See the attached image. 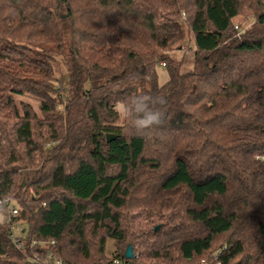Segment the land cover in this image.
<instances>
[{
    "label": "trees",
    "instance_id": "obj_1",
    "mask_svg": "<svg viewBox=\"0 0 264 264\" xmlns=\"http://www.w3.org/2000/svg\"><path fill=\"white\" fill-rule=\"evenodd\" d=\"M137 93L166 99L150 137ZM263 154L264 0H0V264H264Z\"/></svg>",
    "mask_w": 264,
    "mask_h": 264
},
{
    "label": "clouds",
    "instance_id": "obj_2",
    "mask_svg": "<svg viewBox=\"0 0 264 264\" xmlns=\"http://www.w3.org/2000/svg\"><path fill=\"white\" fill-rule=\"evenodd\" d=\"M165 105L164 97L137 93L118 104L116 111L136 135L150 137L155 128L163 127L166 122Z\"/></svg>",
    "mask_w": 264,
    "mask_h": 264
},
{
    "label": "rangeland",
    "instance_id": "obj_3",
    "mask_svg": "<svg viewBox=\"0 0 264 264\" xmlns=\"http://www.w3.org/2000/svg\"><path fill=\"white\" fill-rule=\"evenodd\" d=\"M253 21H254V18L252 15L242 14L236 18L235 24L237 26H239L241 29H245V28L249 27ZM190 40L193 43V37H191ZM193 44L191 45V48H189V49L176 50V51H173L171 54V56L173 58H175L176 60H180V59L184 58V62H183V66H182V70L184 72L191 70L193 67V59H194L193 58L194 57V45ZM156 70L158 73L159 82L161 84L167 82V80L169 79V75H168V71H167L166 66L163 64H158ZM56 76L59 78H62V82H58V84H57L58 87L61 89L65 88L67 76H66L65 68L61 64V62H58L56 65ZM22 99L30 102L33 107H36V108L38 107V101L37 100H35L29 96H24V97H22ZM0 220H1V217H0ZM143 223H146V221L141 222V224H143ZM114 249H115V247H114L113 240H109L108 245H107V253L110 254L111 252L114 251Z\"/></svg>",
    "mask_w": 264,
    "mask_h": 264
},
{
    "label": "built area",
    "instance_id": "obj_4",
    "mask_svg": "<svg viewBox=\"0 0 264 264\" xmlns=\"http://www.w3.org/2000/svg\"><path fill=\"white\" fill-rule=\"evenodd\" d=\"M236 27L239 28V26H236ZM240 33H241V30H239L237 35H240ZM257 158L264 161V154L261 156H258ZM1 203L3 204L8 203V205L10 206L12 204L9 199L0 200V204ZM12 212L13 214H16L18 212V209L12 208ZM23 229H24L23 224L19 222L12 224V227H11L12 241L19 248L22 247L21 239L19 238V235L22 234ZM54 244H55V240L53 239L44 241V245L47 247H51ZM218 257H219V254L217 253L215 258L217 259ZM30 264H70V263H67L62 257L56 256L52 251H48L45 257H41L40 255L38 256L37 254L31 257ZM74 264H77V263H74ZM104 264H136V263L113 256ZM202 264H208V263L205 262ZM217 264H221V261H218Z\"/></svg>",
    "mask_w": 264,
    "mask_h": 264
},
{
    "label": "water",
    "instance_id": "obj_5",
    "mask_svg": "<svg viewBox=\"0 0 264 264\" xmlns=\"http://www.w3.org/2000/svg\"><path fill=\"white\" fill-rule=\"evenodd\" d=\"M115 137L116 136L114 134H108L107 135V140L111 141V140L115 139ZM160 227H161V224L157 225L155 227V230H158ZM125 255H126L127 258H132L133 257V250H132V247L130 245L128 246V248L126 250V254Z\"/></svg>",
    "mask_w": 264,
    "mask_h": 264
}]
</instances>
